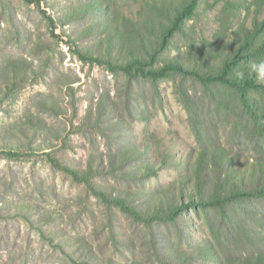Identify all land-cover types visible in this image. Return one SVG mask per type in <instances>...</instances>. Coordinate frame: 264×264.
<instances>
[{
	"label": "rangeland",
	"instance_id": "rangeland-1",
	"mask_svg": "<svg viewBox=\"0 0 264 264\" xmlns=\"http://www.w3.org/2000/svg\"><path fill=\"white\" fill-rule=\"evenodd\" d=\"M145 1L0 0V264H264V197L147 222L202 147H223L240 166L264 161V93L249 94L248 113L223 85L124 73L115 64L147 36ZM167 3L172 11L181 0ZM263 16L253 0H199L162 58L217 68ZM256 50L238 71L264 59ZM251 184L264 185V172Z\"/></svg>",
	"mask_w": 264,
	"mask_h": 264
},
{
	"label": "trees",
	"instance_id": "trees-1",
	"mask_svg": "<svg viewBox=\"0 0 264 264\" xmlns=\"http://www.w3.org/2000/svg\"><path fill=\"white\" fill-rule=\"evenodd\" d=\"M25 1L39 3V0ZM160 1L162 9L156 6L157 0L145 1L146 8L143 7L145 10L147 9V15L140 11L138 22L142 24L141 30L146 32L147 36L140 33L135 35L138 49L125 61L115 65L130 77L140 76L141 78L158 80L175 73L182 77H189L203 85L218 84L229 87L238 93L240 102L247 109V112L252 113L254 101L251 100L249 94L251 92L264 93V83L259 82L254 75H248L243 80L238 79L236 73L241 62L250 58L251 54L247 53L250 48L255 47L257 52L264 53V16L261 20L255 18L252 22V28L248 31L244 29L243 43L237 46L234 53L229 58L223 59L220 66L216 68L212 61L207 59L185 61V59L178 58L173 60L162 58L173 37L176 33L183 31L185 21L197 11L199 0H181V3L172 11L170 8L168 9V3L166 7L164 6L167 0ZM253 1L256 2L259 10L264 6V0ZM158 9L161 12L156 15L155 11ZM157 19L167 20L168 23H159V21L156 23ZM155 24H157V29L149 33ZM109 30L111 31V38L117 39V26L113 25L109 27ZM79 58L96 64H106L110 67L113 65L98 55H86L80 52ZM8 156L15 158L19 157L20 154L9 153ZM55 160L50 157L53 165L69 172L73 177L88 181V178L79 175L68 166L60 165L59 162L55 164ZM235 160V157L231 156L223 147L215 149L202 147L192 165L188 167L190 171L188 177L179 181L177 188L173 189L166 201L162 199L164 197L159 195L150 213H147V220L149 219L147 222H175L188 209L223 207L238 199L264 197V185L251 184L260 173L264 172V161H256L247 167L237 165ZM146 165L148 168H152L149 163ZM86 176L90 177V173ZM111 200L121 207H126L121 198L115 197ZM129 211L132 212V210ZM187 255L197 258L195 253H188ZM242 261L240 260L238 264H261L260 257L253 258V260L252 258L242 259Z\"/></svg>",
	"mask_w": 264,
	"mask_h": 264
},
{
	"label": "clouds",
	"instance_id": "clouds-1",
	"mask_svg": "<svg viewBox=\"0 0 264 264\" xmlns=\"http://www.w3.org/2000/svg\"><path fill=\"white\" fill-rule=\"evenodd\" d=\"M248 75H254L256 79L264 83V59L250 61L246 71H238L236 76L238 79H245Z\"/></svg>",
	"mask_w": 264,
	"mask_h": 264
}]
</instances>
